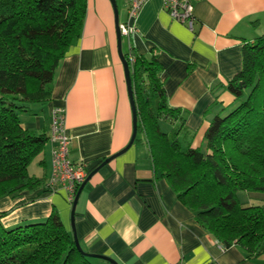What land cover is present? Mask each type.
<instances>
[{"label":"crops","instance_id":"crops-1","mask_svg":"<svg viewBox=\"0 0 264 264\" xmlns=\"http://www.w3.org/2000/svg\"><path fill=\"white\" fill-rule=\"evenodd\" d=\"M194 16L190 30L162 0H147L134 19L135 32L122 36L123 52L131 46L160 62L167 102L185 119L187 132L177 136L183 148L202 145L211 119L235 105L225 85L242 68L243 44L264 34V0H198ZM55 106L66 110L69 156L87 162L88 173L128 144L132 109L110 0H87L80 37L55 69L51 99L19 113L24 128L45 133L48 141L28 167L40 184L0 197V211H7L0 218L4 227L44 221L55 209L67 231L73 234L74 227L84 251L119 264H204L210 258L218 264H264L263 255L248 258L239 245L219 247L154 170L145 142L133 143L90 177L72 219L64 191L46 186ZM160 127L174 138L178 122L160 119Z\"/></svg>","mask_w":264,"mask_h":264},{"label":"trees","instance_id":"trees-1","mask_svg":"<svg viewBox=\"0 0 264 264\" xmlns=\"http://www.w3.org/2000/svg\"><path fill=\"white\" fill-rule=\"evenodd\" d=\"M86 5L0 0V197L41 182L28 167L48 136L24 128L19 113L51 99L55 69L80 37ZM124 56L137 109L134 143H147L154 170L202 228L226 248L239 245L248 258L264 256V207L239 197L240 191L264 193V34L243 44L242 68L225 85L235 105L211 119L198 147L183 148L177 138L187 132L185 119L167 102L156 55L130 46ZM160 119L178 122L174 138ZM89 258L55 209L40 222L9 228L0 222V264H93Z\"/></svg>","mask_w":264,"mask_h":264},{"label":"built area","instance_id":"built-area-1","mask_svg":"<svg viewBox=\"0 0 264 264\" xmlns=\"http://www.w3.org/2000/svg\"><path fill=\"white\" fill-rule=\"evenodd\" d=\"M147 0H125L126 20L119 21L122 36L129 38L135 32L134 19ZM164 8L176 20L185 23L190 30H194V5L198 0H162ZM65 107L55 106L51 111V125L49 141L52 142L51 168L46 179L47 187L52 192L64 191L69 202H73L79 185L88 175V163L84 160H73L69 156L71 138L65 126ZM223 250L226 247L220 243ZM204 264H218L210 258Z\"/></svg>","mask_w":264,"mask_h":264},{"label":"water","instance_id":"water-1","mask_svg":"<svg viewBox=\"0 0 264 264\" xmlns=\"http://www.w3.org/2000/svg\"><path fill=\"white\" fill-rule=\"evenodd\" d=\"M111 4L113 6V10H114V21H115V26H116V34H117V47H118V53L120 56V59L122 61L123 67H124V73H125V79H126V84H127V89H128V95H129V99H130V104H131V109H132V122H133V131H132V135L131 138L128 142V144L119 152L105 158L102 162H100L95 168H93L88 175L86 176L85 180L79 185L73 202H72V210H71V216L73 219V215H74V210L78 201V197L79 194L81 192V190L83 189L84 185L86 184V182L90 179V177L105 163L109 162L112 158L116 157L117 155H119L120 153L124 152L125 150H127L133 143L136 137V133H137V109H136V104H135V99H134V93H133V88H132V80H131V73H130V67H129V63L127 61V59L124 56V52L122 49V35L119 29V13H118V7H117V3L116 0H110ZM73 229V238L75 240V244H76V248L83 253L85 256L88 257H96V258H100V259H104L108 262H110L111 264H119L116 260H114L113 258L103 255V254H98V253H89L86 252L82 249L76 234L74 232V227Z\"/></svg>","mask_w":264,"mask_h":264},{"label":"rangeland","instance_id":"rangeland-1","mask_svg":"<svg viewBox=\"0 0 264 264\" xmlns=\"http://www.w3.org/2000/svg\"><path fill=\"white\" fill-rule=\"evenodd\" d=\"M111 2V1H110ZM117 7H118V13H119V21H125L126 20V14L124 13V7L125 6V0H116ZM153 100V99H152ZM152 103H156V99L152 101ZM164 122V121H163ZM165 128H169V125L163 124ZM47 185V183H46ZM239 197L242 201V203L248 205V204H260L264 207V193L262 192H255V191H240ZM89 260L94 264V262H105L100 258L96 257H90ZM106 263V262H105Z\"/></svg>","mask_w":264,"mask_h":264}]
</instances>
